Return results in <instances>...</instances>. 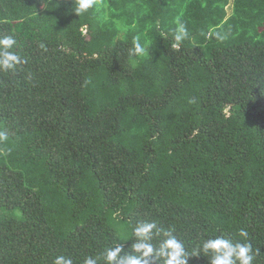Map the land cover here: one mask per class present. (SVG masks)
Here are the masks:
<instances>
[{
	"label": "trees",
	"instance_id": "obj_1",
	"mask_svg": "<svg viewBox=\"0 0 264 264\" xmlns=\"http://www.w3.org/2000/svg\"><path fill=\"white\" fill-rule=\"evenodd\" d=\"M71 6L0 0L23 61L0 70V264H83L153 220L189 252L225 235L264 264V0Z\"/></svg>",
	"mask_w": 264,
	"mask_h": 264
},
{
	"label": "clouds",
	"instance_id": "obj_2",
	"mask_svg": "<svg viewBox=\"0 0 264 264\" xmlns=\"http://www.w3.org/2000/svg\"><path fill=\"white\" fill-rule=\"evenodd\" d=\"M94 4L95 0H72L70 11L80 18ZM174 23L172 47L179 48L189 38V32L179 15ZM132 44L129 55L143 58L150 41L145 39L141 43V37L137 35ZM16 46L14 35L0 36V70H15L23 62L21 56L12 50ZM239 235L247 237L248 233L240 229ZM131 236L128 241L132 243L128 249L117 240L114 245L106 246L99 256H85L83 264H101V258L103 264H188L190 257H204L208 264H253L256 257L250 242H234L225 235L208 237L189 252L184 241L175 234V229H162L154 220L135 225ZM53 264H74V261L71 256L60 255L53 260Z\"/></svg>",
	"mask_w": 264,
	"mask_h": 264
}]
</instances>
